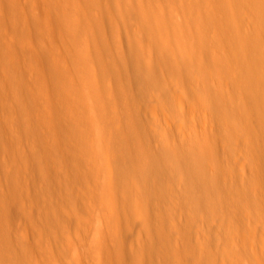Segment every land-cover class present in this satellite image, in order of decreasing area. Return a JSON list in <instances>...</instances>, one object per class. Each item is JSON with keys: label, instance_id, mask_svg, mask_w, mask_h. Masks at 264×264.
<instances>
[{"label": "rangeland", "instance_id": "obj_1", "mask_svg": "<svg viewBox=\"0 0 264 264\" xmlns=\"http://www.w3.org/2000/svg\"><path fill=\"white\" fill-rule=\"evenodd\" d=\"M139 9L167 13L176 23L162 29L153 18L161 32L152 31ZM168 25L183 29L181 39L192 43L194 52L166 38ZM78 47L91 54L83 49L84 57H92L87 63L92 73L82 67L86 62L77 56ZM186 53L182 70L178 62ZM237 81L250 85L246 89ZM214 83L217 89L210 87ZM236 86L250 100L245 103ZM253 86L261 94L256 96ZM197 87L212 105L214 99V107L227 91L225 111L230 97L233 107H252L241 117L244 109L230 107L235 112L228 109L231 120H226L220 105L217 110L209 105L218 113L209 132L215 128L218 134L212 135L227 137L233 126H246V134L224 136L226 148L250 136L241 142L249 145L247 156H255L248 163L260 165L259 180L247 174L264 189V0H0V264H193L196 258L208 264H264L245 248L236 252L223 234L215 243L192 239L200 221L219 225L225 219L240 237L249 230L240 226L249 220L264 229V191L244 195L243 190L239 197L243 183L222 179V159L218 162L214 151L229 156L235 148L219 149L216 141L213 153L197 152L194 132L201 127L189 126V97ZM179 125L187 128L186 139ZM253 145L262 151L261 160ZM235 150L229 156L234 165L240 158ZM195 153L204 158L197 156L198 161ZM202 160L215 161L203 167L212 172L201 171ZM216 178L220 187L234 189L228 191L236 192L235 202L231 194L221 200L227 187L216 194ZM211 179L216 182L209 185ZM207 198L220 200L221 209Z\"/></svg>", "mask_w": 264, "mask_h": 264}, {"label": "bare ground", "instance_id": "obj_2", "mask_svg": "<svg viewBox=\"0 0 264 264\" xmlns=\"http://www.w3.org/2000/svg\"><path fill=\"white\" fill-rule=\"evenodd\" d=\"M74 8H76V7H74ZM77 10H79V9H77ZM140 10V12H141V16H142V19H143V24L145 25V26H147L149 29H151L152 31H157V32H161L160 31V29L162 28V29H164V24L165 23H167V24H174V23H176V22H172V20L171 21H169V19L170 18H167V13H166V15L165 14H163L164 12H159V13H157V12H145V10H144V13H142L143 12V9H139ZM69 15V14H68ZM143 15H144V17H143ZM169 15V14H168ZM140 16V17H141ZM170 16V15H169ZM63 17V16H62ZM69 17H72L71 15H69ZM76 17V16H75ZM172 17V16H171ZM74 18V17H73ZM77 19H78V16L76 17ZM75 18V19H76ZM153 18H156V19H158V21L156 20V22H157V24H159L158 22H160V26H161V28H159V31L157 30V28H156V26H154L153 25V23L155 24L156 22H150L151 20H153ZM173 18V17H172ZM171 18V19H172ZM66 19H67V17L65 18V21H66ZM174 19V18H173ZM64 20V19H63ZM68 20H70V19H67V21L65 22V25H66V23L68 22ZM71 21H74V19L73 20H71ZM76 21V20H75ZM68 24V23H67ZM77 24V25H76ZM80 23H75L74 25L77 27L78 25H79ZM69 25L71 26H74L73 25V23H69ZM81 26V25H80ZM82 27V26H81ZM75 28V27H74ZM78 28H80V27H78ZM166 28L167 29H169L168 31H166V38L168 39V40H170L171 42H174V43H176V44H179V45H184V44H186V48L187 49H191L192 50V52H194V48H195V46H194V48L192 47V43H189L188 41H186V40H184V39H181V34H184L183 33V29L182 28H178V25H176L175 27L174 26H172V25H168V26H166ZM76 29V28H75ZM77 30V29H76ZM79 31H80V29H78ZM82 31H86L85 29H83ZM163 32V31H162ZM165 33V32H164ZM159 34V33H158ZM76 35H78V34H76ZM81 35H82V33H81ZM79 36V35H78ZM82 37V36H81ZM163 37V36H162ZM79 38H80V36H79ZM163 38H165V37H163ZM166 38H165V41H166ZM169 41V42H170ZM85 48V47H84ZM83 47L81 48L82 49V51L84 52V50L85 49H87V48H85L84 49ZM78 49L80 50V48L78 47ZM84 49V50H83ZM88 50V49H87ZM83 52L81 53V50H80V53H78L77 54V56H79V58H80V61H81V59L83 60V61H85L86 62V64H85V66H82V62H80L81 64V66L82 67H86V71L88 72V73H92V71L90 72V70H92V68H90L89 66H88V58H92V57H88V55H91L90 53L88 54V51L86 52V50H85V54H88L87 55V57H84L85 56V54H83ZM190 52V51H189ZM189 52H188V54H189ZM187 53L186 54H183L184 55V59H182L181 61L182 62H180V64L182 63V66L179 64V62H178V66H180V69L182 68V70L184 69V68H186L187 66H185V63H183V60H185L186 59V57L187 56H189ZM176 58H179V57H176ZM85 59V60H84ZM77 60H79L78 59V57H77ZM189 60L190 61H192V59L191 58H189L187 61L189 62ZM90 61V60H89ZM187 62V63H188ZM192 63H193V61H192ZM191 63V64H192ZM84 65V64H83ZM190 65V64H189ZM81 67V68H82ZM185 71H186V69H185ZM202 71H205V70H203L202 69ZM202 71H200L201 72V75H202ZM87 72H85V75H83V76H86V74H87ZM218 74V77H222L220 74H219V72H217ZM222 74V73H221ZM198 75H200V73H198ZM201 75H200V77H201ZM224 75V77H225V74H223ZM88 77H89V74H88ZM205 77V76H204ZM204 77H203V79H201L202 81L204 80ZM217 77V78H218ZM198 78H199V76H198ZM206 78V77H205ZM230 78V77H229ZM228 78V79H229ZM236 78V77H235ZM234 78V81L236 80ZM82 79H84V77L82 78ZM85 79H87L86 77H85ZM200 79V78H199ZM219 79V78H218ZM232 80H233V78H231ZM231 79H229L230 81H231ZM87 80H89V79H87ZM86 80V81H87ZM206 80V79H205ZM211 80H215V79H211ZM217 80V79H216ZM223 80H226V79H223ZM194 81H195V79H194ZM196 81H198V80H196ZM206 81H208V80H206ZM219 82L221 81V80H218ZM230 81H228L229 83H230ZM233 81V83H235ZM222 82V81H221ZM226 82V81H225ZM224 82V83H225ZM227 82V83H228ZM238 83H239V85L240 84H244V85H246V89L248 88V85H250V84H248L249 82H246V83H241V82H239V81H237ZM198 83V82H197ZM200 83H202V82H200ZM203 83L205 84V82L203 81ZM202 83V84H203ZM211 83V82H210ZM223 83V82H222ZM231 83H232V81H231ZM238 83H237V85H238ZM220 85V84H219ZM232 85V84H231ZM231 85H229V87H231ZM234 85V84H233ZM232 85V86H233ZM241 85V86H242ZM200 86V85H199ZM198 86V87H199ZM213 86H215V83L214 84H212V86L210 85V87H213ZM198 87H197V89H198ZM207 87H209V85H207ZM209 87V88H210ZM216 89L218 88V85H217V83H216ZM228 86L226 87V88H229ZM240 87V86H239ZM254 87V86H253ZM252 87V88H253ZM259 88H260V86H258ZM257 87V88H258ZM202 88V87H201ZM214 88V87H213ZM212 88V89H213ZM219 88H221V86L219 87ZM225 88V86H224V88H222L223 90L225 89V90H227ZM236 88V90H237V86L235 87ZM241 88V87H240ZM245 88H243V90H245ZM252 88H249V89H252ZM205 89H206V87H205ZM229 89H231V88H229ZM239 89V88H238ZM254 89V94L255 93H257V94H261L259 91H257V89L255 90V87L253 88ZM206 90H208V89H206ZM219 90V89H218ZM217 90V91H218ZM232 90H233V88H232ZM242 90V89H241ZM241 90L239 89V94L235 91V95H240L241 94ZM201 91H203L202 89H201ZM216 91V90H215ZM220 91H222V90H220ZM205 92V91H204ZM208 91H206V93H207ZM210 92L211 91H209L208 92V94L210 95ZM228 92V91H227ZM227 92H224V94L226 93V95H225V97L228 95L227 94ZM246 92V91H245ZM213 93H214V91H213ZM223 93V92H222ZM244 93V92H243ZM242 93V95H244ZM194 94V93H193ZM223 94V95H224ZM233 94V93H232ZM231 94V95H232ZM246 95H247V93H245ZM211 95H212V92H211ZM234 95V96H235ZM238 95H237V97H238ZM256 95V94H255ZM263 95L264 94H262V97H263ZM213 96V95H212ZM214 96H218V92H215V94H214ZM233 96V95H232ZM234 96H233V98H234ZM257 96V95H256ZM225 97H222V95H221V98H224V100H226V98ZM240 97L242 98V96L240 95ZM240 97H238L239 98V101H240ZM190 99H192V101H193V103H191V110H192V119L191 120H189V126H191V125H197V126H199V127H201V130L200 131H195L194 133L196 134L195 135V140H196V142H198V147H197V149H199L197 152H202V154L204 153V155H205V153L206 154H208L209 152H211V153H213V150L214 149H217V143L219 144V146L220 147H218L219 149H221L223 146H224V148H226V147H228L227 145L228 144H226V141H225V139L226 138H228V136H230L231 134H239V133H241V132H244V134H246V131H245V129L244 128H246V126H243V127H241L240 125V127H239V129L238 128H235V126H233V125H235V124H233V123H231V124H233V125H231V127L232 128H230V129H228L229 130V132L231 133H229L227 130V132L230 134V135H227V137H226V133H224L225 135H221V134H219V136H217V137H215L214 135H212V134H218V133H216V132H214L216 129L214 128V133L213 132H209V129H211L212 130V127H213V125L215 124V120H214V118H213V116L212 115H214L215 113H217V111H215L214 112V114L211 112V111H213V109L215 108L216 110L218 109V108H216V107H218L219 105H220V107L219 108H221L222 107V109H221V111L222 110H224L223 109V106L225 105V104H223L222 103V101H224L223 99H221V101H219V104H215V107H214V103H215V101H214V99H212V101L214 102L213 103V105H212V103L211 102H209V99H205V97H204V95L202 94V93H200L199 92V89H198V92L196 93V91H195V94L194 95H192L191 97H189ZM244 98H246V99H244ZM248 97H244L243 96V100H245L244 102L246 103V100H250V98L249 99H247ZM231 97L229 98V102H228V106L227 107H225V109H226V111L228 112V109L230 108V107H233V102H232V104H231ZM241 99V100H242ZM208 100V101H207ZM211 100V99H210ZM219 100V99H218ZM243 100H242V103H243ZM258 100V99H257ZM233 101L234 102H237L238 101V99H237V101H236V99L234 98L233 99ZM255 101V100H254ZM259 101V100H258ZM257 101V102H258ZM218 102V101H217ZM250 103H251V101H249ZM256 102V101H255ZM209 103H211V104H209ZM220 103H222V104H220ZM225 103H226V101H225ZM238 103H240V105H241V101L240 102H238ZM248 104L247 103V106L246 107H248V106H250L251 104ZM227 104V103H226ZM235 104V103H234ZM263 104V103H262ZM212 106V108L210 107V106ZM216 105H218V106H216ZM222 105V106H221ZM232 105V106H231ZM238 105V104H237ZM236 105V106H237ZM239 105V106H240ZM236 106H234V107H236ZM255 106V105H254ZM181 107H182V104H181ZM234 107L232 108V109H234ZM242 107V108H241ZM240 107V109L238 108V106L235 108V110L238 108L240 111H241V109H244V110H242L243 112H240L241 114H239V117H241L243 114L242 113H244V111H248L249 109H251V108H246V110H245V106H244V108H243V106H241ZM261 107V106H260ZM198 108V111L196 110ZM210 108L212 109V110H210ZM264 108V104H263V106H262V109ZM237 109V110H238ZM253 109H255V107L253 108ZM236 110V111H237ZM261 110V109H260ZM156 111H158V110H156L155 108H152L151 109V112H154V113H156ZM225 111V110H224ZM224 111H222L221 113V115H223V113H224ZM225 111V112H226ZM235 112L234 110L232 111V110H230L229 109V112ZM246 111V112H247ZM218 112H219V110H218ZM225 113V115L227 116H225L226 117V120H231V115H229V113ZM264 112V111H263ZM212 113V114H211ZM231 113V114H232ZM217 115H218V113H217ZM221 115H219V116H221ZM238 115V114H237ZM206 116L209 118V121L207 120V118H206ZM218 116V117H219ZM194 117V118H193ZM235 117H237V116H235ZM216 118H217V116H216ZM222 118V117H221ZM232 118H233V116H232ZM217 120H218V118H217ZM224 120H225V118H224ZM219 121V120H218ZM228 122V121H227ZM222 121H221V125H222ZM236 123V122H235ZM171 124L168 122V126H170ZM229 125V124H228ZM226 126H227V124H226ZM171 127V126H170ZM237 127V126H236ZM175 128H177L178 129V126H176ZM240 128H243V130L242 129H240ZM176 129V130H177ZM221 128H220V123H219V130H220ZM226 129V128H225ZM182 132V134H181V132ZM179 130H177V133H178V131H179V134H181L182 136H183V138L182 139H186L187 138V134H188V130H187V128H185L183 125H179ZM219 130H217L218 132H219ZM223 131V130H222ZM225 130H224V132H226ZM174 132V131H173ZM233 132V133H232ZM6 134V133H5ZM233 134V135H234ZM248 134V133H247ZM11 134H9L8 136H10ZM221 135V136H220ZM233 135H231V136H233ZM12 136V135H11ZM224 136H225V139H224ZM247 136V135H246ZM193 138H194V135L192 136ZM218 137H219V139H218ZM234 137V136H233ZM241 137V136H240ZM9 138H11V137H9ZM192 138V139H193ZM243 138V137H242ZM231 139H232V137H231ZM246 139H250V136H249V138H244L243 140H245V142H248V140H246ZM181 140V139H180ZM188 140V139H187ZM186 140V141H187ZM233 140V139H232ZM242 140V139H241ZM241 140H240V143H238V145L236 146V147H234L235 149H237V147L239 148V152H238V154H240V155H237V157L238 156H240V158L239 159H237L236 158V156L235 157H233V158H236L237 159V162L235 161V165L232 163V160H231V158L229 157L230 155H232V156H234L235 154H237V152H235V151H238V150H235L232 146H234V145H231V147H230V145H229V148H226V149H234V151H232V150H230L229 152H231V153H228V154H230L229 156H225V155H227V154H225L224 155V153L222 154L223 156H224V158H222L223 156H217L219 153L217 152V150L216 151H214V152H216L217 153V155H216V160L218 161V159H220L221 160V162H222V164H220V165H223V168H222V170H221V172L223 173H221L220 172V174L219 175H224L223 176V178L222 179H224V177L227 175V176H230V178L229 179H227L226 177H225V179H227L228 181H231V182H233V179L234 180H236V182L238 181V180H240V181H238V182H242L243 183V185H242V187L241 188H243L240 192L238 191L237 193H239L238 194V196L240 197V196H244V195H246L248 192H260V191H264V189L261 187V182H258V180H259V178H256V176H258L257 174H256V176H255V173H258L259 174V172H258V170H257V167H259V166H256L255 167V165L257 164H255V165H253L255 162H256V160H255V162L253 163H248V161H250V159L252 158L251 157V155H249V157L247 156L248 155V153L246 152L247 151V147L249 146V145H244V144H248V143H242L243 142V140H242V142H241ZM182 141V140H181ZM193 141V140H192ZM192 141H190L191 143H193ZM216 141H217V143H216ZM229 142V141H228ZM227 142V143H228ZM185 143V142H184ZM184 143H182V144H184ZM194 144V143H193ZM231 144V143H230ZM234 144V143H233ZM241 145H243V146H241ZM193 146V145H192ZM194 146H195V144H194ZM252 147V146H251ZM250 147V148H251ZM256 147V145L254 146L253 145V148H255ZM259 147L257 146L255 149H256V151L258 152V153H255L256 151H255V149H254V151L255 152H253V153H255V154H257L258 156L260 155L259 154V150L260 149H258ZM196 148H193V150H195ZM223 149V148H222ZM195 151V152H196ZM226 152H227V150H225ZM224 151V152H225ZM196 152V153H197ZM233 152H235V154L233 153ZM195 153V154H196ZM210 153V154H211ZM194 154V156H195V158L197 159L200 155V153L199 154H196L195 155ZM234 154V155H233ZM212 155V154H211ZM211 155H209V156H207V157H205V160H208V157H210ZM198 156V157H197ZM203 156V155H202ZM202 156H200L201 158H204V156L202 157ZM252 156H254V155H252ZM257 156V157H258ZM261 156H263L262 155V151H261V155L259 156V159L261 158ZM255 157V156H254ZM207 158V159H206ZM248 158H250L249 160H248ZM257 159V158H256ZM259 159H257V161L259 160ZM262 159V158H261ZM260 159V160H261ZM198 161H199V159H197ZM213 160H215V157L213 158ZM201 161V160H200ZM212 161V160H211ZM211 161H203L202 160V162H200L201 164H199L200 165V167H202L201 168V171L203 170V167H204V165L206 166L207 165V162H208V167H209V165L211 164V163H213V162H215V161H213V162H211ZM206 162V163H205ZM210 162V163H209ZM218 162H220V161H218ZM199 163V162H198ZM259 163V162H258ZM219 164V163H218ZM261 164V163H260ZM215 165V164H214ZM213 165V166H214ZM208 167H206V171H204V172H207V170H208ZM215 167H218V166H214V169H215ZM222 167V166H221ZM205 168V167H204ZM218 168H220V167H218ZM260 168V167H259ZM261 168H262V166H261ZM212 170H213V168L211 169H209L208 171H211L212 172ZM237 170V171H236ZM239 170V171H238ZM255 170H257V172L255 171ZM217 171L219 172V170L217 169ZM247 171V172H246ZM252 172V173H254V178H256V179H258L257 181H256V179H253V180H255L256 182H258V183H260L261 185H253L254 183L252 182V181H249L251 178L250 177H253L252 175L251 176H249V172ZM204 172H200L199 174L201 175V173L204 175ZM216 172V171H215ZM261 172H263V171H261ZM210 173V172H209ZM238 173V174H237ZM247 173H249V174H247ZM214 174V173H213ZM216 174H218V173H216ZM246 175V178H247V176L249 177V178H247L248 180H246L245 179V175ZM199 175V176H200ZM208 175V173L206 174V176L205 177H207V178H205L206 180L209 178L210 179V177H209V175ZM221 175V176H222ZM242 175H244V177L242 176ZM260 175H261V173H260ZM218 176V175H217ZM240 176H242L243 178H241ZM201 177V176H200ZM200 177L198 178V180L200 179ZM212 179H213V177H211ZM217 178H219V177H217ZM216 178V181H218V179ZM221 178V177H220ZM220 178H219V180H220ZM262 178V177H261ZM205 179H204V181H205ZM211 179V180H212ZM231 179V180H230ZM243 179H244V181H246V182H248L249 181V183H245L244 181H243ZM261 180H263V178L261 179ZM213 181V182H212ZM211 182H210V184L209 185H211V184H214L215 182H214V180H212ZM223 181H225V180H223ZM235 182V181H234ZM235 182V183H236ZM251 182L253 183V184H251ZM199 183V182H198ZM205 183L207 184V182L205 181ZM218 183H219V187H220V183L221 182H216L214 185H218ZM199 184H204V183H202V182H200ZM199 184H198V186H199ZM234 186H231V187H235V184L234 183H232ZM231 184V185H232ZM237 184H239V183H237ZM223 185H225V184H223L222 183V186L218 189V187H214L213 186V188H212V190H210V192L212 191V192H214V188L215 189H218L217 191H215L216 192V194L217 193H221V191H219L221 188H225V187H227V191H228V188L230 189V186H224L223 187ZM201 186V185H200ZM208 186V185H207ZM206 186V187H207ZM238 185H236V187H237ZM212 186H210V187H208V189L206 188V190H207V192H208V190H209V188H211ZM235 187V188H236ZM199 188V187H198ZM240 188V186L239 187H237L236 189L238 190ZM232 189V188H231ZM230 189V190H231ZM236 189H235V191H236ZM230 190L228 191V192H230ZM232 190H234V189H232ZM243 190H245L244 192H243ZM200 191V190H199ZM201 191H202V189H201ZM226 190H225V192H223L222 194H223V196H221V200H225L226 198H228L229 196H230V194H231V197H233L234 199H232V198H230V200H233L234 202L237 200V194H236V192L232 195V191L229 193V195H227V197H226V194L225 193H228ZM248 191V192H247ZM203 192V191H202ZM209 192V193H210ZM211 192V193H212ZM214 192V193H215ZM242 192H243V194H242ZM213 193V194H214ZM221 194V195H222ZM224 194H225V196H224ZM202 195V194H201ZM220 195V194H219ZM249 195V194H248ZM203 196V195H202ZM208 197H209V195H207ZM215 196V194L212 196V197H214ZM206 197V196H205ZM218 197H220V196H218ZM249 197V196H248ZM209 198H211V197H209ZM208 199V198H207ZM215 199H213V200H211V199H208V201H211V203H210V205L212 206L213 204H214V206H213V208H215V207H217L216 206V202L218 201H220V200H217L216 202H212V201H214ZM227 200H229V199H227ZM229 200V201H230ZM248 200H249V198H248ZM208 201H205L204 200V202H205V204L206 203H208ZM233 201H231V203H233ZM246 201H247V199H246ZM217 202V205L218 204H221V203H218ZM226 202V201H225ZM222 203H224V202H222ZM226 203H228V202H226ZM230 202H229V204H231ZM222 205V204H221ZM221 205L219 206L218 205V207H220V209H221ZM206 207V206H205ZM209 208H210V206H209ZM212 207H211V209H213ZM216 209V208H215ZM214 209V210H215ZM219 209V208H218ZM217 209V210H218ZM219 209V210H220ZM213 210V212H214V217L216 216V214L218 215V211L217 212H215ZM217 220V219H216ZM215 220V221H216ZM224 221H225V219H224ZM223 221V222H224ZM228 221V220H227ZM222 221L220 222V224L218 225V223L217 224H215V223H210V224H206V223H203L202 221H200V223H198V225H197V228L193 231V234H192V239L197 243V244H203L204 242H206L207 240L208 241H210L211 243H215L216 241H220V239H219V237H220V235L221 234H223V236H226L227 238H231L232 240H233V242H232V244L235 246V244H236V247L234 248L235 250H236V252H238V253H240L244 248L246 249V250H249V251H251V252H253L255 255H256V257H263L264 258V229H261L258 225H254V224H250V220L248 221V225H241L240 227L242 228V226H244V227H248L247 229H249L248 231H247V234H244V236H242V237H240L238 234H236L234 231H235V227H232L231 225H229V222H228V224L226 223V222H224L223 223ZM206 225H210V226H207V227H209V228H211L212 226V228L211 229H205L206 228ZM234 226H236V225H234ZM237 226H239V225H237ZM240 228V229H241ZM236 229H238L239 230V227L238 228H236ZM232 233H235L236 234V236L235 235H232ZM237 240H241V241H237ZM238 244V245H237ZM177 257H176V261H177ZM208 264L206 261H204L203 259H201V258H196L195 260H194V262H193V264Z\"/></svg>", "mask_w": 264, "mask_h": 264}]
</instances>
